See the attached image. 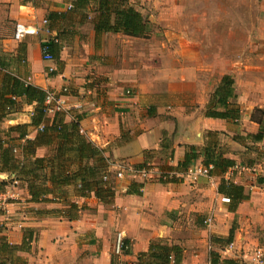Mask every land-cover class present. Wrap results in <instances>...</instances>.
<instances>
[{"label":"crops","instance_id":"1","mask_svg":"<svg viewBox=\"0 0 264 264\" xmlns=\"http://www.w3.org/2000/svg\"><path fill=\"white\" fill-rule=\"evenodd\" d=\"M69 8L64 0H0L3 15L15 24L41 25L47 20L48 25L57 29L63 25L50 19L51 13ZM149 20L156 18L149 17ZM50 30L52 35L56 29ZM32 36L35 35L26 36L29 38L18 48L14 40L9 43L1 40L4 48L0 56L6 55L8 62L6 72L45 91L64 93L69 109L64 111V122L69 123L75 115L83 116L81 133L104 150L108 185L115 195L106 203L94 192L76 196L74 186H68L65 200H53L52 194H47V202H30L26 182L17 180L15 172H5L12 181L11 186H6L12 198L0 211V241L20 247L30 239L25 249L16 252L13 263L137 264L139 254L147 252L155 240L181 250L178 264H212V261L224 264L225 258L234 259L237 264L242 261L252 264L253 251L258 247L264 251V182H257V177L264 176V137L259 141L250 137L264 129V121L260 124L251 115L256 108L264 110V92L261 99L257 98L251 93L250 80H244V91L236 78V91L233 84L236 100L231 101L238 105L240 118L234 121L208 117L205 112L213 101L212 95H201L200 102L195 98L190 102L181 91H174L172 84L158 94L155 84L136 76L131 81L132 89L125 91V84L113 79L105 82L101 69L86 79L81 77V67L70 64L71 55L66 47H61L58 61H43L40 44L51 37L39 36L35 40ZM51 64L57 73L45 76L42 69ZM190 72L194 73V69ZM191 81L186 84L197 86L196 79ZM168 98L174 102L168 104ZM20 101L25 103L23 99ZM22 118L14 112L6 119L21 125L31 121L30 117ZM30 127L26 137L33 139L36 130ZM207 132L217 133V149L222 150L223 156L234 159L235 164L222 176L209 173L194 181L185 179V169L177 166L190 147L198 155L190 165L204 166L201 155L206 139L210 140L205 137ZM49 153L51 147L36 150L38 157ZM121 164L137 169L151 167L153 171L146 180L128 172L117 177L115 171ZM235 165L243 166L244 170L231 171ZM163 172L176 175L163 181L160 178ZM222 177L244 188L247 197L235 211L228 210L230 202L221 201L222 196H227L218 191ZM71 201L78 204L79 210L76 217L69 219L66 203ZM209 217L212 221L207 224L205 220ZM230 230L233 235L227 244ZM118 235L128 242L129 248L117 259L112 253Z\"/></svg>","mask_w":264,"mask_h":264},{"label":"trees","instance_id":"2","mask_svg":"<svg viewBox=\"0 0 264 264\" xmlns=\"http://www.w3.org/2000/svg\"><path fill=\"white\" fill-rule=\"evenodd\" d=\"M70 8L65 12L51 13L50 19L62 23V30H67L71 25L81 24L86 18L91 19L95 41L104 33H121L130 37L143 38L150 32V23L142 13L130 2V0H64ZM90 14V15H89ZM75 18V20H74ZM65 23V24H64ZM49 29L53 26L48 25ZM57 39V41H55ZM46 41L50 54L55 61L59 60L62 47V36ZM8 62L6 55L0 56V123L4 121L15 108L20 100L27 105H32L31 121L29 124L11 127L4 131L0 127V170L3 172H15L17 180H23L27 184L30 202H47V194H52L53 200H65L66 188L74 186L76 196H88L94 192L102 202L110 203L114 198V191L108 185L107 159L104 150L97 147L84 134L81 133L80 120L82 115H75L69 123L64 122V112H56L49 119L45 113L46 91L42 88L26 82L21 77L6 72ZM53 71L51 74H55ZM234 79L226 74L221 78L219 86L212 94L213 101L205 112V115L213 118L226 120H238L239 107L234 93ZM251 118L260 124L264 121V110L255 109ZM32 126L35 130L33 139L27 138V128ZM11 132H17L18 137H10ZM207 141L202 152V163L210 167L209 173L222 176L226 170L235 164L234 159L223 156L218 148L216 132H207ZM264 137V129L252 135L253 141H259ZM249 138V135H247ZM22 140V141H21ZM13 141L20 142L16 147ZM51 147L48 156H36L39 147ZM21 150V157H16L15 151ZM198 155L195 148L190 147L177 169L184 170ZM48 182L50 186H48ZM258 183L264 182L263 177H257ZM6 180H0V192L6 190ZM218 191L230 198L228 210L235 211L238 204L247 196L244 188L233 182L226 181L223 177ZM67 217L72 219L78 213V204L74 201L67 202ZM230 230L226 243L232 238ZM17 247L0 241V264H14L16 252L26 248V244ZM126 241V240H125ZM127 242V241H126ZM212 254V253H211ZM115 259V258H114ZM181 260V250L176 246H168L161 241H152L147 252L140 253L137 264H178ZM224 264H237L236 260L225 258ZM115 264V263H112ZM212 264H216L212 261ZM239 264V263H238Z\"/></svg>","mask_w":264,"mask_h":264},{"label":"rangeland","instance_id":"3","mask_svg":"<svg viewBox=\"0 0 264 264\" xmlns=\"http://www.w3.org/2000/svg\"><path fill=\"white\" fill-rule=\"evenodd\" d=\"M130 2L150 23V32L146 37H130L121 33L107 35L105 38L101 35L96 48L90 18H86L78 26L70 24L67 30H62L63 27L52 28L57 30L54 32H57L59 37L62 36V46L66 47L71 55L70 64L82 68L81 77L89 79L101 69L105 82L113 79L125 84L123 89L126 91L132 87L131 81L136 76L144 82L155 84L158 94L172 84L175 87L172 89L181 91L179 93L184 97L188 96L189 101L195 98L200 102L201 95L206 97L212 95L219 78L223 74H229L234 77L235 91L236 78L238 82L240 81L239 88L244 91V80H250L253 83L251 93L257 98H262L264 0H130ZM3 14L4 9H1L0 54L4 48L1 40H8L7 43L14 40L15 22ZM149 17H155L156 20L150 21ZM54 32L49 35L41 31L32 38L48 39L56 35ZM28 38L13 43L18 48ZM174 69H177V72ZM191 69H194V73L190 72ZM20 70H23L22 67ZM42 70L45 76L50 75L45 67ZM176 76L178 79H174ZM192 79H196L197 86L186 84L192 82ZM167 101L170 104L174 99L168 98ZM32 110L31 105L20 102L14 112L24 119L31 118ZM17 125L21 124L10 123L7 119L0 123L4 131H9L11 127ZM28 129L31 130V127L28 126L27 131ZM10 137H18V133L11 132ZM13 143L16 147L20 144L17 141ZM15 155L21 157V150H16ZM0 180H6L7 187L12 185L7 174L1 170ZM17 184L16 182L13 185L18 186ZM240 263L243 264V261Z\"/></svg>","mask_w":264,"mask_h":264},{"label":"built area","instance_id":"4","mask_svg":"<svg viewBox=\"0 0 264 264\" xmlns=\"http://www.w3.org/2000/svg\"><path fill=\"white\" fill-rule=\"evenodd\" d=\"M48 21L43 20L41 25H31V24H25V23H16L14 26L13 31V39L15 41H21L23 38H25L28 35H39L41 31H44L47 34H51V30L48 26ZM53 39L56 38V36L51 37ZM47 40L42 41L40 44V53L41 58L43 61L51 62L53 63L55 60L53 56L50 54L48 46L46 44ZM57 41V39H55ZM48 73H52L55 71V67L51 64L47 67ZM129 93V91H127ZM45 113L47 115H53L56 112H64L68 110L67 100L62 92H55V91H46V97H45ZM242 171L244 170L243 166L235 165L233 168H231V171ZM153 169L151 167H144V168H133L129 166H124L121 164L118 169L115 171V176L122 177L124 173L128 172L133 177H139L141 180H146L150 178V175L152 174ZM176 173L174 172H163L160 174V178L165 181L172 178V176H175ZM209 175V168L206 166H197V165H190L187 167L183 172V178L188 179L190 181L197 180L200 176L207 177ZM104 180L108 179V173L104 175ZM16 183V182H14ZM10 198H12V194L10 190L6 189L3 192H0V211H2L5 206L8 204ZM221 201L224 203L230 202V198L228 196H222ZM212 221V218H208L205 220L207 224H210ZM233 246L232 243L229 244V248ZM129 248L128 242L125 241L120 235L117 236L114 244L113 249V256H115L117 259L127 253ZM251 263L252 264H264V253L261 248H256L252 255H251Z\"/></svg>","mask_w":264,"mask_h":264}]
</instances>
